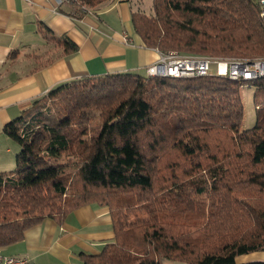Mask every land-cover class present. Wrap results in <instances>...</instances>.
Instances as JSON below:
<instances>
[{
	"label": "trees",
	"instance_id": "obj_1",
	"mask_svg": "<svg viewBox=\"0 0 264 264\" xmlns=\"http://www.w3.org/2000/svg\"><path fill=\"white\" fill-rule=\"evenodd\" d=\"M151 3V15L130 18L146 48L264 57L258 0ZM58 43L62 56L77 50L66 37ZM243 86L254 88L248 130ZM2 132L18 151L15 169L0 172V250L46 219L61 225L96 205L108 209L113 237L99 253H81L82 264H237L264 252V78L81 77L33 101Z\"/></svg>",
	"mask_w": 264,
	"mask_h": 264
},
{
	"label": "crops",
	"instance_id": "obj_2",
	"mask_svg": "<svg viewBox=\"0 0 264 264\" xmlns=\"http://www.w3.org/2000/svg\"><path fill=\"white\" fill-rule=\"evenodd\" d=\"M148 3L108 0L79 7L51 0H0V170L10 171L17 153L2 129L33 101L81 77L145 73L158 59L159 52L146 48L130 28L131 15L145 14L142 7L147 10ZM62 37L76 45L74 53L62 56ZM112 237L108 209L88 205L67 215L61 225L44 220L0 253L31 264H81V253H99Z\"/></svg>",
	"mask_w": 264,
	"mask_h": 264
},
{
	"label": "built area",
	"instance_id": "obj_3",
	"mask_svg": "<svg viewBox=\"0 0 264 264\" xmlns=\"http://www.w3.org/2000/svg\"><path fill=\"white\" fill-rule=\"evenodd\" d=\"M56 5L76 3L75 0H51ZM261 16L264 17V0H258ZM124 40L130 44L127 35ZM158 59L149 65L145 73L148 76H165L173 78H195L205 76L226 77L233 81H253L264 78V57L257 59H212L207 57L185 55L174 52L159 53ZM0 264H31L28 260L0 253Z\"/></svg>",
	"mask_w": 264,
	"mask_h": 264
},
{
	"label": "rangeland",
	"instance_id": "obj_4",
	"mask_svg": "<svg viewBox=\"0 0 264 264\" xmlns=\"http://www.w3.org/2000/svg\"><path fill=\"white\" fill-rule=\"evenodd\" d=\"M148 1H149L148 5H145V6L150 5L149 8L146 10V7L143 6L142 9L146 11V13H145L146 15H151L152 14V10H151L152 0H148ZM144 2L146 4L147 1H144ZM173 52L177 53L180 56L187 55V54L176 52V51H173ZM199 57H205V56H199ZM207 58H211V57H207ZM212 59H214V58H212ZM139 75L146 76V74L143 72H140ZM253 94H254V88L252 86H243L240 89V97L242 100L243 113H244L243 121H242V125H241L242 130H248V129L252 128L253 125L255 124L256 107L254 105ZM14 145L16 147L15 151L17 152L18 146L15 143H14ZM14 162H15V157H14ZM9 169H10V171H13L15 169V165L13 166V168H9ZM0 172H4V170H0ZM109 233H110V231H109ZM252 261H264V252H253V253H249L246 255H241V256L236 258L237 264H244V263L252 262ZM80 263H81V261H80ZM163 263L164 264H185V263L173 262V261H164Z\"/></svg>",
	"mask_w": 264,
	"mask_h": 264
}]
</instances>
